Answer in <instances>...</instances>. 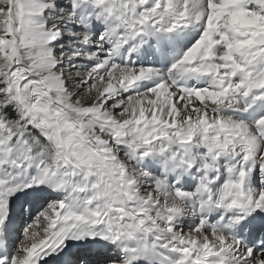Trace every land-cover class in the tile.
<instances>
[{"label": "snow or ice", "instance_id": "6c2138e0", "mask_svg": "<svg viewBox=\"0 0 264 264\" xmlns=\"http://www.w3.org/2000/svg\"><path fill=\"white\" fill-rule=\"evenodd\" d=\"M0 264H264V0H0Z\"/></svg>", "mask_w": 264, "mask_h": 264}]
</instances>
